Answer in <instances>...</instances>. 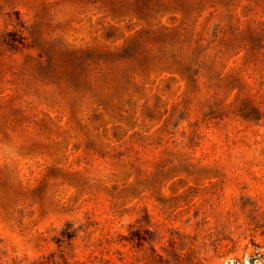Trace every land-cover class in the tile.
<instances>
[{
    "label": "rangeland",
    "instance_id": "374dc122",
    "mask_svg": "<svg viewBox=\"0 0 264 264\" xmlns=\"http://www.w3.org/2000/svg\"><path fill=\"white\" fill-rule=\"evenodd\" d=\"M0 264H264V0H0Z\"/></svg>",
    "mask_w": 264,
    "mask_h": 264
}]
</instances>
